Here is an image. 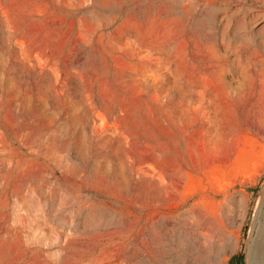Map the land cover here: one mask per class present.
I'll use <instances>...</instances> for the list:
<instances>
[{"label": "rangeland", "instance_id": "obj_1", "mask_svg": "<svg viewBox=\"0 0 264 264\" xmlns=\"http://www.w3.org/2000/svg\"><path fill=\"white\" fill-rule=\"evenodd\" d=\"M117 4L0 0V264H264V0Z\"/></svg>", "mask_w": 264, "mask_h": 264}, {"label": "trees", "instance_id": "obj_2", "mask_svg": "<svg viewBox=\"0 0 264 264\" xmlns=\"http://www.w3.org/2000/svg\"><path fill=\"white\" fill-rule=\"evenodd\" d=\"M258 186L250 187L251 191H256ZM248 223L244 225V233L246 234L248 231ZM227 264H246V253L243 249H240L238 252L234 253L230 259L228 260Z\"/></svg>", "mask_w": 264, "mask_h": 264}, {"label": "crops", "instance_id": "obj_3", "mask_svg": "<svg viewBox=\"0 0 264 264\" xmlns=\"http://www.w3.org/2000/svg\"><path fill=\"white\" fill-rule=\"evenodd\" d=\"M116 1H117V3H118L117 5L120 6V5L122 4V2H124L125 0H116ZM118 6H117V7H118Z\"/></svg>", "mask_w": 264, "mask_h": 264}, {"label": "bare ground", "instance_id": "obj_4", "mask_svg": "<svg viewBox=\"0 0 264 264\" xmlns=\"http://www.w3.org/2000/svg\"><path fill=\"white\" fill-rule=\"evenodd\" d=\"M262 104H264V101H263V103ZM166 263V262H165Z\"/></svg>", "mask_w": 264, "mask_h": 264}]
</instances>
